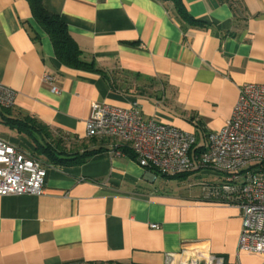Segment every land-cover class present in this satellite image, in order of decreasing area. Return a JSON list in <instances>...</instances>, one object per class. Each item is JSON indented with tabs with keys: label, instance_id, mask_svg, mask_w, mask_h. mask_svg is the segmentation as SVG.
<instances>
[{
	"label": "crops",
	"instance_id": "crops-1",
	"mask_svg": "<svg viewBox=\"0 0 264 264\" xmlns=\"http://www.w3.org/2000/svg\"><path fill=\"white\" fill-rule=\"evenodd\" d=\"M181 3L183 17L171 1L42 0L88 65L69 66L29 0H0V81L18 92L0 114V139L47 167L40 195L0 196V264H167L206 252L260 264L238 252L240 209L202 197V183L220 180L213 172L156 173L126 145L114 154L115 139L86 137L93 101L136 103L145 119L193 133L196 154L230 118L239 88L264 84V0ZM25 116L44 132L4 122ZM44 140L66 153L102 149L60 166L38 150Z\"/></svg>",
	"mask_w": 264,
	"mask_h": 264
},
{
	"label": "built area",
	"instance_id": "built-area-1",
	"mask_svg": "<svg viewBox=\"0 0 264 264\" xmlns=\"http://www.w3.org/2000/svg\"><path fill=\"white\" fill-rule=\"evenodd\" d=\"M51 83L53 77L44 74ZM51 91L58 89L51 86ZM18 92L0 81V106L12 108ZM88 138H111L116 155L126 145L138 164L167 175L208 170L217 182L202 183V197L233 205L241 211L238 252L259 255L264 264V84L248 83L239 88L230 118L207 144L192 154L193 133L171 124L145 119L136 103L120 107L93 101L85 121ZM47 167L32 151L0 139V196L43 192ZM156 227V225H151ZM185 251L182 252L184 254ZM167 264H229L224 257L200 253Z\"/></svg>",
	"mask_w": 264,
	"mask_h": 264
},
{
	"label": "trees",
	"instance_id": "trees-1",
	"mask_svg": "<svg viewBox=\"0 0 264 264\" xmlns=\"http://www.w3.org/2000/svg\"><path fill=\"white\" fill-rule=\"evenodd\" d=\"M171 1L177 14L185 15V9L181 3V0H162ZM227 2H233L234 0H221ZM32 16L36 23L48 34L54 48V52L57 58L66 65L69 66H88L81 58V51L78 48L75 40L69 33L66 24L61 20L58 14L46 10L42 4V0H29ZM10 108H4L0 106V114L4 115L6 111ZM11 128L16 129L20 133L33 134L36 131H41L42 133L44 126L42 123L37 122L31 116H25L20 118H7L4 120ZM207 136V135H206ZM196 144V143H195ZM195 146V145H194ZM193 146V148H194ZM37 148L42 153L46 154L48 159L52 161L51 163L55 165H68V164H82L88 157L100 151L102 148L85 150L82 153L73 152L66 153L61 150H57L56 147L52 146L49 142L45 140L37 145ZM192 148V150H193ZM127 153L135 158L132 151L127 150ZM156 173H160L155 168L150 169ZM188 172L172 175V177H177L178 175H183ZM164 174V173H163ZM167 175V174H166Z\"/></svg>",
	"mask_w": 264,
	"mask_h": 264
},
{
	"label": "rangeland",
	"instance_id": "rangeland-1",
	"mask_svg": "<svg viewBox=\"0 0 264 264\" xmlns=\"http://www.w3.org/2000/svg\"><path fill=\"white\" fill-rule=\"evenodd\" d=\"M213 175H215V173H214ZM252 262H253V261H252ZM261 262H262V260H261ZM261 262H260V264H261Z\"/></svg>",
	"mask_w": 264,
	"mask_h": 264
}]
</instances>
